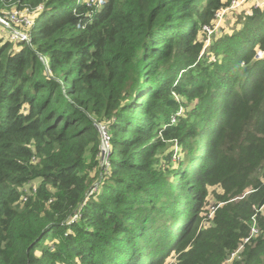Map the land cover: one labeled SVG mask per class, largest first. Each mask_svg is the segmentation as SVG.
Segmentation results:
<instances>
[{"label":"trees","instance_id":"trees-1","mask_svg":"<svg viewBox=\"0 0 264 264\" xmlns=\"http://www.w3.org/2000/svg\"><path fill=\"white\" fill-rule=\"evenodd\" d=\"M229 1L0 0L35 12L0 36V264H264V0L216 35Z\"/></svg>","mask_w":264,"mask_h":264},{"label":"rangeland","instance_id":"rangeland-1","mask_svg":"<svg viewBox=\"0 0 264 264\" xmlns=\"http://www.w3.org/2000/svg\"><path fill=\"white\" fill-rule=\"evenodd\" d=\"M261 2L263 0H260ZM253 4H255V0H247L244 1L242 3H240L238 6L234 7L235 9L231 10L230 12H228L227 14H225L224 16H222L221 19H215V26H216V30L215 29H211L210 31L207 32L208 36H207V41L209 42V38L210 35L212 34V32L215 30L216 31V35L220 34L221 32H226L230 29H232V26L234 25L233 20H236V12L238 10H240L241 8H249L251 7ZM12 9L15 10V6L12 7ZM35 15V12L33 13H28V15H16L14 13L10 14V18L13 20L14 24L12 22H10L9 25L3 24V22L0 21L1 24H3L4 27H8L11 26L12 28L8 29V28H4L3 30H1L0 28V36H11V32L17 33L19 36H21L22 38H26L27 35L25 34V31L23 30L24 28H21L22 23L24 22L26 25H29V23L31 22V20H33V16ZM0 18H2L0 16ZM3 19V18H2ZM23 21V22H22ZM25 26V25H23ZM218 27V28H217ZM15 36V35H14ZM15 38V37H13ZM201 38V37H200ZM208 44V43H207ZM100 131H101V144L100 145L102 149V155L104 154V156H102L101 160H100V165L102 166L103 169H105L106 173L109 172L108 169V153H109V148H108V136L107 133L104 129L103 126L99 127ZM104 148H107V151H104ZM171 177V176H170ZM211 213L208 215V217H210ZM254 233H256V230H253ZM169 259V257L167 258Z\"/></svg>","mask_w":264,"mask_h":264},{"label":"built area","instance_id":"built-area-1","mask_svg":"<svg viewBox=\"0 0 264 264\" xmlns=\"http://www.w3.org/2000/svg\"><path fill=\"white\" fill-rule=\"evenodd\" d=\"M104 0H98V2H103ZM244 1H247V0H230V4L228 7H224V8H219L216 12H215V19H221L222 16H224L225 12L228 10V9H231V8H234L236 6H238L240 3L244 2ZM262 3L260 0H255V6H261ZM0 20L2 22H4L6 25H9L10 22L9 21H5L4 19L0 18ZM203 29H205L207 32L210 31L211 29H214V27L210 28L209 26H204ZM258 56H264V53L263 52H259L258 53ZM100 127V126H99ZM98 127V128H99ZM100 130V129H99ZM101 133V131H100ZM104 151H107V148H104ZM255 230V229H252V231Z\"/></svg>","mask_w":264,"mask_h":264},{"label":"clouds","instance_id":"clouds-1","mask_svg":"<svg viewBox=\"0 0 264 264\" xmlns=\"http://www.w3.org/2000/svg\"><path fill=\"white\" fill-rule=\"evenodd\" d=\"M259 52H262V51H259ZM259 52H258V53H259ZM263 53H264V52H263ZM257 55H258V54H257ZM258 57H264V56H258Z\"/></svg>","mask_w":264,"mask_h":264},{"label":"bare ground","instance_id":"bare-ground-1","mask_svg":"<svg viewBox=\"0 0 264 264\" xmlns=\"http://www.w3.org/2000/svg\"><path fill=\"white\" fill-rule=\"evenodd\" d=\"M262 3V2H261Z\"/></svg>","mask_w":264,"mask_h":264}]
</instances>
